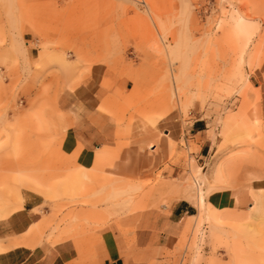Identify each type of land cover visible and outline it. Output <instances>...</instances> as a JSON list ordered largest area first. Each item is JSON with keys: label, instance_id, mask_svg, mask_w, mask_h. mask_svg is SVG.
Returning a JSON list of instances; mask_svg holds the SVG:
<instances>
[{"label": "rangeland", "instance_id": "374dc122", "mask_svg": "<svg viewBox=\"0 0 264 264\" xmlns=\"http://www.w3.org/2000/svg\"><path fill=\"white\" fill-rule=\"evenodd\" d=\"M99 115L102 146L76 163L71 129L93 134ZM82 168L52 199L21 189L47 221L39 242L89 262L101 233L126 256L149 228L167 240L144 264H264V0H0V189Z\"/></svg>", "mask_w": 264, "mask_h": 264}, {"label": "crops", "instance_id": "0c3cea01", "mask_svg": "<svg viewBox=\"0 0 264 264\" xmlns=\"http://www.w3.org/2000/svg\"><path fill=\"white\" fill-rule=\"evenodd\" d=\"M102 77V69L98 71L96 66L90 69V79L98 84ZM89 83V82H88ZM97 88L93 90L94 102L91 106H85V112H92L96 109L98 102L96 101ZM101 120V115L94 118L93 128L89 125V129H94L93 134H84L71 129L70 141L67 144L66 140L63 145L67 144L70 151L80 146L75 161L76 163H87L94 158V151L102 146L101 135L97 130L101 125L97 119ZM82 128H79V130ZM68 142V141H67ZM88 171L84 168L69 172L65 178L59 182L44 183L30 175H19L14 179L13 184H7L0 189V220L6 222L5 226L13 227L11 232L0 234V264H144L141 260L142 253L154 252L157 255L165 244L166 235L164 232L155 231L149 228L136 229L133 233V245L128 255L123 256L119 251V247L115 242L113 235L101 233L102 245L99 246L95 260L89 262H78L72 243L68 240L59 241L53 245H47L44 242H39V236L44 232L47 221L45 217L40 219L38 213L34 211L39 203L25 197L23 199L21 189L41 194L47 199H52L55 195L56 187H66L81 183L84 175ZM220 193H210L209 198H212V205L218 207H227L233 201L231 195H227L225 199H219ZM40 195V196H41ZM225 200L223 203L222 201ZM134 203L132 202L131 205ZM135 208V207H133ZM174 213L180 215L186 212V206L178 205ZM18 210V211H17ZM16 211V212H15ZM15 212V213H14ZM14 214L22 215L23 223L20 226H15V221H11ZM191 215H188L190 217ZM173 221L170 219L163 223H157L156 226L163 227L172 226ZM197 224V220L195 221ZM165 237V238H164ZM197 241V240H196ZM103 247V248H102Z\"/></svg>", "mask_w": 264, "mask_h": 264}, {"label": "bare ground", "instance_id": "6f19581e", "mask_svg": "<svg viewBox=\"0 0 264 264\" xmlns=\"http://www.w3.org/2000/svg\"><path fill=\"white\" fill-rule=\"evenodd\" d=\"M195 183L197 185V198H198V201L201 205V207H204L205 206V195H206V190L204 189H201L200 186L201 185V181H197L195 180Z\"/></svg>", "mask_w": 264, "mask_h": 264}]
</instances>
